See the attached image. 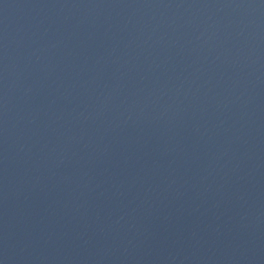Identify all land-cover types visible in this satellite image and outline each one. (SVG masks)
<instances>
[{
  "label": "water",
  "instance_id": "obj_1",
  "mask_svg": "<svg viewBox=\"0 0 264 264\" xmlns=\"http://www.w3.org/2000/svg\"><path fill=\"white\" fill-rule=\"evenodd\" d=\"M2 264H264V0H0Z\"/></svg>",
  "mask_w": 264,
  "mask_h": 264
},
{
  "label": "snow or ice",
  "instance_id": "obj_2",
  "mask_svg": "<svg viewBox=\"0 0 264 264\" xmlns=\"http://www.w3.org/2000/svg\"><path fill=\"white\" fill-rule=\"evenodd\" d=\"M0 264H2V262H0Z\"/></svg>",
  "mask_w": 264,
  "mask_h": 264
}]
</instances>
